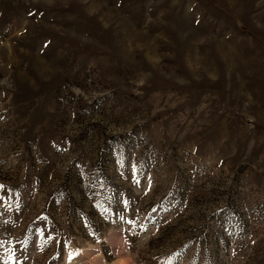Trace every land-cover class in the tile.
<instances>
[{
  "label": "rangeland",
  "instance_id": "rangeland-1",
  "mask_svg": "<svg viewBox=\"0 0 264 264\" xmlns=\"http://www.w3.org/2000/svg\"><path fill=\"white\" fill-rule=\"evenodd\" d=\"M0 264H264V0H0Z\"/></svg>",
  "mask_w": 264,
  "mask_h": 264
}]
</instances>
